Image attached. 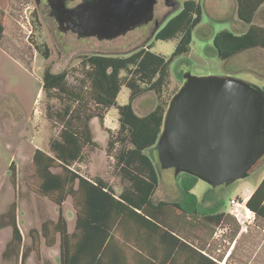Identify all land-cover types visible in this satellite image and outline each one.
<instances>
[{
    "label": "trees",
    "instance_id": "1",
    "mask_svg": "<svg viewBox=\"0 0 264 264\" xmlns=\"http://www.w3.org/2000/svg\"><path fill=\"white\" fill-rule=\"evenodd\" d=\"M235 3L236 16L246 27L236 32L222 29L214 34L210 47L221 60L249 49L264 50V25L253 23L264 0ZM201 16L199 1L184 0L180 9L157 29L155 40L177 37L168 57L153 52L151 43L122 55L85 54L79 61L81 76L70 86L66 70H44L42 89L67 96L68 102L55 112L60 127L50 140V153L35 149L32 155L38 192L58 207V216L55 221L43 222L39 232L29 231L31 246L38 241L33 233L48 246L58 239L59 264H221V258L207 249L210 239L218 226L230 221L233 239L240 225L218 206L210 211L201 208L192 192L198 178L187 174L181 180L180 200L153 199L160 165L155 143L168 101L178 88L166 94L168 67L175 57L189 51L192 30ZM2 30L0 19V35ZM42 52L47 55V50ZM123 85L129 89L128 100L119 104L117 96ZM144 93H152L155 104L144 115H138L133 102ZM112 107L118 112L119 122L114 131L103 126L104 115ZM92 118L108 134L105 152L114 166L112 175L119 179V193L106 180L88 179L72 168L82 161L87 148L99 146L93 137ZM67 197L75 211L71 232L62 211ZM245 206L254 220L264 221V175ZM4 226L10 227L11 238L2 257L13 255L23 262L30 251L22 243L14 204L0 216V228Z\"/></svg>",
    "mask_w": 264,
    "mask_h": 264
},
{
    "label": "rangeland",
    "instance_id": "2",
    "mask_svg": "<svg viewBox=\"0 0 264 264\" xmlns=\"http://www.w3.org/2000/svg\"><path fill=\"white\" fill-rule=\"evenodd\" d=\"M183 1L175 0L176 6L171 8L164 0H157L154 17L159 22L162 20L163 24L180 9ZM197 1L202 7L201 21L192 30L189 51L175 57L169 64L166 94L179 87L186 74L230 76L262 87L264 50L249 49L227 60H221L212 54L210 46L216 32L222 29L236 32L246 27L236 16L235 0ZM48 8V4L42 0L40 4L35 0H0L3 27L0 35V216L14 204L22 243L30 251L23 262L20 257L13 255L2 257L11 238V229L9 226L1 227L0 264H59L58 239L48 246L41 236L33 233L38 241L31 246L29 236L31 229L39 232L43 222L55 221L58 216V207L38 192L39 181L34 174L32 155L35 149L50 153V140L57 136L60 127L55 112L68 102V98L55 91L45 92L42 89L44 70H66V82L70 86L81 76L79 61L85 54L122 55L151 43L153 52L168 57L177 42V37L153 39L150 36L152 22L114 40H99L94 37L79 40L72 33L61 32L57 28L55 20L48 14ZM253 23L264 25V3L259 7ZM44 49L47 50L46 56L42 52ZM128 95L129 89L123 85L118 101L126 103ZM92 132L99 146L87 148L82 161L74 163L72 168L88 178L102 176L111 185H120L119 179L112 175L114 166L105 152L107 132L98 124L92 127ZM158 171L159 183L153 199L180 200V182L187 173H176L175 168H163L161 165L158 166ZM263 172L264 158H261L243 179L217 186L198 179L192 192L205 211H210L215 206H218L219 211H227L230 199L239 200L238 195H242L248 186H254ZM62 211L67 220L68 231L71 232L75 211L70 197L62 204ZM246 213L251 216L247 210ZM236 221L240 225L237 219ZM232 225V221L229 224L223 223L215 230L207 248L214 257H219L229 246L233 235ZM236 246L230 264H264V221L253 218L251 232L239 237Z\"/></svg>",
    "mask_w": 264,
    "mask_h": 264
},
{
    "label": "water",
    "instance_id": "3",
    "mask_svg": "<svg viewBox=\"0 0 264 264\" xmlns=\"http://www.w3.org/2000/svg\"><path fill=\"white\" fill-rule=\"evenodd\" d=\"M156 1L94 0L79 9L93 14L82 35L118 36L150 19ZM162 22L155 24L151 37ZM155 149L163 168L173 167L211 186L245 178L264 157V89L230 76L186 74L168 101Z\"/></svg>",
    "mask_w": 264,
    "mask_h": 264
},
{
    "label": "crops",
    "instance_id": "4",
    "mask_svg": "<svg viewBox=\"0 0 264 264\" xmlns=\"http://www.w3.org/2000/svg\"><path fill=\"white\" fill-rule=\"evenodd\" d=\"M117 102L119 104L125 103L122 101L121 102L118 101V96H117ZM154 104H155L154 96H152L151 93H144L134 101L133 108H134V111L136 114L144 115L145 113H147L148 111H150L152 109ZM97 124L99 125L98 120L96 118H92L91 119V126L95 127V125H97ZM118 125H119L118 112L114 107H112V108L108 109L104 115L103 126L105 128H108V129H111L114 131L115 129L118 128ZM148 153L153 154V152L151 150H148ZM263 175H264V172H263L262 176L258 179V181H256V184L254 186H248V188L245 189V191H244V193H242V195H238L239 205L231 206V204H230L229 210L225 211L226 213H229L230 215L234 216L240 222L241 227H240L238 233L235 235V237L233 239H230L229 246H227L225 248L223 253L219 254V257L221 258V261H220L221 264H230V260L232 259L233 254L235 252V248L237 247L236 246L237 239L239 237H243V236L248 235V233L251 232V230H252V220L254 218V215L249 209L246 208L245 202L248 199V197L250 196V194L253 192V190L255 189L257 184L260 182ZM97 177L105 180L102 176H97ZM86 178H88V177H86ZM88 179H91V178H88ZM113 187H114L116 193H119L121 191V185H113ZM231 199H233V198H231ZM246 210H247V212L250 213L251 216H249L246 213ZM231 211L233 213L237 212V215H233V213ZM220 226H218L217 229ZM217 251L219 252L220 250L217 249ZM231 252H232V254H231Z\"/></svg>",
    "mask_w": 264,
    "mask_h": 264
},
{
    "label": "flooded vegetation",
    "instance_id": "5",
    "mask_svg": "<svg viewBox=\"0 0 264 264\" xmlns=\"http://www.w3.org/2000/svg\"><path fill=\"white\" fill-rule=\"evenodd\" d=\"M37 4H40V0H35ZM43 3L48 4V14L55 20L57 24V28L61 32H70L79 40H85L87 38H98L99 40H114L120 36L126 35L128 32L140 27L142 25H146L152 22V26L150 29V36L153 32L155 24L159 22L157 17H154V10L152 17L148 20L143 19L140 23L130 27L126 32L121 33L118 36L113 38H99L97 34L94 35H82V32L86 31L91 16L93 14H87L82 10H79L81 7L91 6L94 4V0H59V3H56V7H52L50 5L51 0H42ZM157 2V1H156ZM165 4L171 8L176 6L175 0H164ZM156 4V3H155ZM155 6V5H154ZM1 17V13H0Z\"/></svg>",
    "mask_w": 264,
    "mask_h": 264
},
{
    "label": "built area",
    "instance_id": "6",
    "mask_svg": "<svg viewBox=\"0 0 264 264\" xmlns=\"http://www.w3.org/2000/svg\"><path fill=\"white\" fill-rule=\"evenodd\" d=\"M29 33H30V31H29ZM230 204H231V206L239 205V201L236 200V199H231V200H230ZM231 212H232V211H231ZM232 213H233V212H232ZM233 215H237V212H234Z\"/></svg>",
    "mask_w": 264,
    "mask_h": 264
}]
</instances>
